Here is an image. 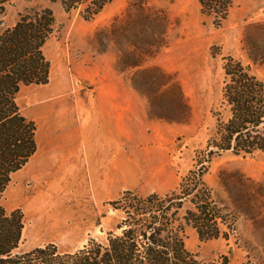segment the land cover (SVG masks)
Listing matches in <instances>:
<instances>
[{
  "label": "rangeland",
  "instance_id": "obj_1",
  "mask_svg": "<svg viewBox=\"0 0 264 264\" xmlns=\"http://www.w3.org/2000/svg\"><path fill=\"white\" fill-rule=\"evenodd\" d=\"M34 6L50 7L58 25L43 50L48 83L16 96L37 126V152L0 203L23 215L19 251L73 252L118 232L124 196H165L195 169L218 119L229 117L225 59L264 82V0H234L220 26L198 0H113L91 22L61 3L13 0L0 33ZM94 98L124 99L123 128L89 132L91 144L73 155L70 136L85 131L69 124L90 119ZM205 165L228 237L201 241L187 227L186 249L202 264H264V155L223 153Z\"/></svg>",
  "mask_w": 264,
  "mask_h": 264
},
{
  "label": "trees",
  "instance_id": "obj_2",
  "mask_svg": "<svg viewBox=\"0 0 264 264\" xmlns=\"http://www.w3.org/2000/svg\"><path fill=\"white\" fill-rule=\"evenodd\" d=\"M12 1L0 0V18ZM48 1L91 22L113 0ZM198 1L202 14L220 26L234 0ZM57 26L50 7L34 6L0 33V201L12 175L37 152V126L24 116L16 96L22 87L48 83L50 65L43 50ZM224 73L229 117L218 119L195 169L175 190L165 196H124L117 202L123 214L118 232H109L104 242L91 239L73 252H59L53 244L19 251L23 215L7 213L0 203V264H202L185 247L186 228H193L201 241L228 237L221 229L228 223L226 215L204 180L205 164L223 153L264 155V82L233 58L225 59Z\"/></svg>",
  "mask_w": 264,
  "mask_h": 264
},
{
  "label": "crops",
  "instance_id": "obj_3",
  "mask_svg": "<svg viewBox=\"0 0 264 264\" xmlns=\"http://www.w3.org/2000/svg\"><path fill=\"white\" fill-rule=\"evenodd\" d=\"M139 102L140 99L136 98ZM117 101V102H114ZM119 101H124V99L120 98H94L91 99L89 104L93 105L89 111L91 112L90 119H86L84 121H80L79 124L76 122H70L69 126L71 125L72 128L75 126V130L77 125L79 128H83L85 131V136L77 135L76 132L73 134L74 136H70L69 144H75L76 147L74 148V154L71 150L73 155H77L79 151V146L81 143L85 145V147L89 146L92 142V139L89 137V132H93L95 130L103 132L104 129L109 128L110 124L112 127L123 128L122 121L120 120V115L124 113L123 104L120 105ZM74 124V125H73ZM83 139V140H82ZM98 141L102 140V135L99 136Z\"/></svg>",
  "mask_w": 264,
  "mask_h": 264
}]
</instances>
